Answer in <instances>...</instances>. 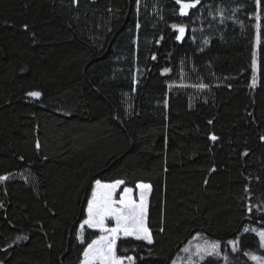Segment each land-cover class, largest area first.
<instances>
[{"label":"trees","instance_id":"trees-1","mask_svg":"<svg viewBox=\"0 0 264 264\" xmlns=\"http://www.w3.org/2000/svg\"><path fill=\"white\" fill-rule=\"evenodd\" d=\"M189 10L181 17L176 0H0V264H79L86 244L72 229L96 179L152 185L154 245L118 241L137 264H173L197 233L221 246L200 264L264 255L243 231L264 229V12L257 44L255 0ZM173 24L185 27L180 41ZM99 235L86 229V243Z\"/></svg>","mask_w":264,"mask_h":264},{"label":"snow or ice","instance_id":"snow-or-ice-1","mask_svg":"<svg viewBox=\"0 0 264 264\" xmlns=\"http://www.w3.org/2000/svg\"><path fill=\"white\" fill-rule=\"evenodd\" d=\"M72 3L73 5H77L78 0H72ZM176 3L179 5V15L186 16L188 15V10L196 8L201 3V0H176ZM136 5L139 9L140 0H136ZM255 5L256 29L258 33L257 44H259V31L261 27V14L264 12V0H255ZM24 27L27 30V25ZM139 27L140 25L137 24V28ZM172 28L178 32L176 40H182L185 34L184 25L173 24ZM153 59H155V56H153ZM252 70L253 73H256L258 70L256 51H253ZM164 71L166 72L168 70L165 69ZM133 83H135V80ZM255 84L256 79L254 78L252 86L255 87ZM200 87L203 88L205 85L201 84ZM26 95L38 99L41 97V92L28 91ZM209 123H212V121H209ZM209 139L215 142L218 140V137L212 134L209 136ZM260 139L264 141V136H261ZM36 147L38 149L40 147L38 142ZM243 155L247 156L248 152H244ZM216 171L217 168L215 166L210 169V172ZM8 179V176H0V182L7 181ZM204 183L207 184L208 180L205 179ZM123 184L124 181L119 179L112 183H102L101 180L96 179L92 185L91 195L86 198V208L83 209L84 218L78 222V227L72 229L75 233L76 242L80 245L86 244L82 249L79 264H137V259L132 255L126 257L118 255V241L128 240L130 238L131 240L144 242L150 246L154 245V236L148 226V196L152 191V185L148 183L136 184V188L139 190L138 200L133 198V189L129 187H124L117 199V189ZM245 192H250L249 186H245ZM253 210L254 208L251 204L246 206L248 213H252ZM255 210L264 213V204L259 205ZM261 219L264 220V215L261 216ZM110 221L112 222L111 226L109 225ZM86 229L99 232L100 235L92 239L90 243H86ZM160 231H164L163 227H161ZM243 231L245 233H255L258 237L259 248L264 250V229H250L245 227ZM18 239H27V236H20ZM228 243L231 245L233 253L241 251L243 246V241L239 239L230 240ZM220 247L219 243L210 242L203 249L197 248L195 252L196 259L192 264H200L205 257L219 258L221 256ZM185 251L189 253L190 257L192 256V253L188 249H185ZM244 255L254 261L255 264H264V255H256L249 251H245ZM141 259L143 258L141 257ZM223 259L227 262V254L223 256ZM209 264H211V261H209Z\"/></svg>","mask_w":264,"mask_h":264},{"label":"rangeland","instance_id":"rangeland-1","mask_svg":"<svg viewBox=\"0 0 264 264\" xmlns=\"http://www.w3.org/2000/svg\"><path fill=\"white\" fill-rule=\"evenodd\" d=\"M178 33V32H177ZM104 183V182H102ZM131 188V187H129ZM133 189V198L134 199H137L138 200V197H139V190L134 187L132 188ZM123 191L122 189V185L119 189H117V196L116 198L118 199L119 198V194ZM150 194V193H149ZM149 197V196H148ZM111 221L109 222V225L111 226ZM210 242H216L210 238H208L207 236H205L204 234H201V233H197L194 235V237L188 242L187 245H185L180 253L178 254V256L175 258V260L173 261V264L175 262V264H192L193 261H195L196 257H195V252L197 250V248H201L203 249L204 247L207 246L208 243ZM218 243V242H216ZM230 248L232 250V247L230 245ZM185 249H188L189 252L192 253V256L190 257L189 256V253L185 251ZM206 258V257H205ZM202 262V261H201ZM200 262V263H201Z\"/></svg>","mask_w":264,"mask_h":264},{"label":"water","instance_id":"water-1","mask_svg":"<svg viewBox=\"0 0 264 264\" xmlns=\"http://www.w3.org/2000/svg\"><path fill=\"white\" fill-rule=\"evenodd\" d=\"M189 11H190V10H188V13H189ZM187 16H188V15H186V16H181V17H187Z\"/></svg>","mask_w":264,"mask_h":264}]
</instances>
